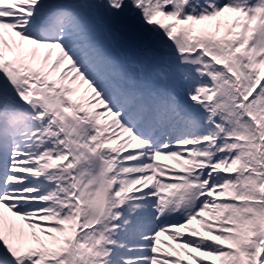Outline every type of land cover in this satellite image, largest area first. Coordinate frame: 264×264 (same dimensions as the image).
Listing matches in <instances>:
<instances>
[{"label":"snow or ice","instance_id":"1","mask_svg":"<svg viewBox=\"0 0 264 264\" xmlns=\"http://www.w3.org/2000/svg\"><path fill=\"white\" fill-rule=\"evenodd\" d=\"M0 264H264V0H0Z\"/></svg>","mask_w":264,"mask_h":264}]
</instances>
